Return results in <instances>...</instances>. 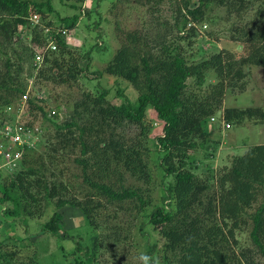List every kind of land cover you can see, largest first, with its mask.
Returning a JSON list of instances; mask_svg holds the SVG:
<instances>
[{"label":"trees","instance_id":"obj_1","mask_svg":"<svg viewBox=\"0 0 264 264\" xmlns=\"http://www.w3.org/2000/svg\"><path fill=\"white\" fill-rule=\"evenodd\" d=\"M117 1L128 4L130 0ZM60 2L72 12L59 13L52 0H0V36L6 45L28 31L33 45L47 46L37 62L30 49L27 71L30 77L34 74L35 83L77 81L85 55L74 57L67 40L86 14L94 12L97 19L90 24L100 25L98 10L108 0ZM132 3L145 13L141 28L124 30L119 21L115 23L123 40L103 70L92 71L99 88L74 101L73 110L61 122L56 121L58 111L48 116L42 106L26 98L27 85L21 78L25 58L14 63L0 50V118L5 119L3 111L15 108L25 97L29 112L40 111L44 122L53 127L44 138L45 149L73 156L79 169L69 188L54 179V171L48 176L45 165L33 167L28 160L30 149L16 171H2L7 173L0 179V220L25 227L27 240L29 221L40 219L52 207V214L39 224L37 232L62 239L65 229L59 210L65 206L76 209L89 226L88 242L82 246L74 239L67 257L79 251L84 264H99L96 259L101 252L116 263L119 247L132 245L127 236L122 240L118 236L127 229L132 232L138 215L143 218L138 229L148 238L152 264H156L157 243L146 226L163 239L162 264H264V144L232 156L216 172L205 165L203 174L197 173L200 164L213 158L219 143L213 136L224 125L230 128L264 121L263 107H232L221 112L226 92L236 88L243 92L250 68L264 69V0ZM86 4L91 9L81 14ZM220 10L225 13L221 18L231 21L229 40L243 48V55L220 49L197 59L190 51L198 36L197 26L220 20L215 16ZM32 16L40 17L37 24L30 23ZM100 46L96 43L93 48L103 51ZM210 70L214 77L207 75ZM99 78H111L112 85H101ZM219 112L220 127L214 123ZM30 122L27 126L34 128ZM153 124L160 130L155 135H151ZM198 150L201 157L196 155ZM49 158L54 163L55 157ZM150 159L162 191L160 203L155 205L148 191L135 184H150ZM120 214L129 219L124 226L115 227L113 218L122 217ZM244 231H248L249 246L238 239ZM109 238L116 242L107 241ZM37 261L31 245L0 230V264Z\"/></svg>","mask_w":264,"mask_h":264},{"label":"rangeland","instance_id":"obj_2","mask_svg":"<svg viewBox=\"0 0 264 264\" xmlns=\"http://www.w3.org/2000/svg\"><path fill=\"white\" fill-rule=\"evenodd\" d=\"M87 1L90 2L91 0ZM92 1L94 3L96 0ZM52 3L55 10L61 14H70L72 12L71 9L62 5L60 0H52ZM114 3L115 7L112 8ZM89 9H91V7L89 8L87 4L84 5L81 14L86 13ZM98 11L101 16V23L100 25H97L98 27L90 24L97 19L96 14L94 12L90 15L86 14L83 17V20L78 22L75 32H71L72 36L70 35V37H66L67 39L69 37V40L67 41L69 45H71L70 48L74 57L82 58L83 55H85L79 63V66L82 68V73L79 75L77 81L71 84L56 85L50 81H45L42 84H39L38 82H34L36 81L33 77L34 74L32 77L28 75L27 59L28 57H31L30 49L32 48L34 52V61L36 62L38 61L36 57H42V52L47 51V46L46 48H38L31 43V32L28 33V31H26L22 35L15 36L9 46L4 43L5 41H3L0 36V50H2L3 53L10 55L11 60L14 61V63H17V59L20 57L25 58L24 61H22V64H24L21 78H25L26 81V98H29L35 105L42 106L48 116H50L53 111H58L59 118L56 120L58 122H61L69 116L73 110L74 101L81 98L83 93H94L99 88L97 85V79L94 77L95 75L91 73L92 71L103 70L107 62L113 56L114 51L121 45L123 40L122 33L117 31L115 23L119 21L124 30L137 29L138 27L141 28L144 19L143 16H145L142 9L140 10L139 7L135 6L132 3V0H130L128 4H123L117 0H108V2L101 3ZM224 15V10H220L215 13L216 17H220V20L216 19V21L212 23L204 22L203 25L197 26L198 36L194 45L190 49L191 52L196 54L197 59L208 57L210 54L220 49H228L238 55H243V48L237 43L229 40L228 31L231 21L221 18L224 17ZM248 15L250 16L251 13ZM37 18V20L31 21L30 23L37 24L40 17ZM84 21L90 24V27L86 26L88 25L87 23L83 24ZM232 21H234V19ZM88 27L90 29H88ZM98 33L100 36H97ZM96 43L100 44V47H103V51L98 48H93V45ZM88 53H90L91 57H88ZM207 75L214 77L215 73L210 70L207 72ZM99 81L101 85L106 87L112 85L113 82L111 78L108 80H102L99 78ZM245 84L243 92H240L239 88H236L234 91L228 90L226 92L222 102L221 112L224 108L232 107L245 108L252 106L264 108V69L251 67L249 77L246 79ZM123 86L124 85H122V87ZM112 102L117 101H114L112 98ZM18 103L19 101L16 102V106ZM14 112L10 109L3 111V114L8 117ZM221 112L214 116V123H216V126L220 123L219 117ZM19 114L24 117L26 116V121L29 120L31 121L30 124L34 125L33 136H36V139H34V146L31 149L32 155L30 159H28L32 166L40 167L42 164L45 165L48 168V176H50L51 171H54V179H56L58 183L67 185L69 188L71 186L73 187L76 177L75 175L79 173L78 167L73 162V156H68L66 153L62 154V152L51 154L48 151V148L45 149L46 143H44V138L47 137L50 132H53V127L44 122L40 111L36 110L34 112H29V107L25 102L20 105ZM153 125L154 131L151 135L160 132V130H156L158 125ZM218 129L219 128L215 131L216 133ZM219 133L220 136L218 137V140L216 135ZM39 134L40 136L38 137ZM217 134L213 137L219 142L218 147L216 150H213L215 151L213 158L205 160L208 164H200V168L197 171L199 175L203 174L205 165H207L210 170H213V172L214 170L216 172L220 167L228 165L229 159L232 156L243 154L250 146L264 144V121L259 123L247 121L243 126L232 125L230 128H223V131L221 130V132H218ZM209 150H211V147H209ZM196 155L201 157L202 151L198 150ZM49 157H55V161H53L54 163L49 162ZM147 164L148 167L150 166L151 172L153 173L150 184L143 182H135V184H139L142 189L148 191L150 198H152V205H155L160 203L162 191L159 186L158 177L153 171V161L150 159ZM6 173L7 172L0 171V179L6 175ZM9 173L10 172H8V174ZM130 183H132V181ZM149 209H151V207L148 208V210ZM52 210V207H50L43 217L29 221L27 240L24 239V236L26 235L25 227L20 224L15 225L14 223L0 220V230H3L5 233H14V235L21 238L24 243L31 245L32 249L36 250V257L38 259L37 264H75L77 260L80 261V264H84L81 260L82 255L79 251H75L72 256L67 257L68 252L71 253L73 250L74 239L80 241L82 246H85L84 243L88 242V231L90 229L79 211L70 208L69 206H65L59 210V213L62 215L63 226L65 229V231L61 233L62 239L56 236H51L47 233L42 234L41 236L40 233L37 232L39 224L45 223V221L48 220L49 216L52 214ZM120 216L122 217L118 216L115 221L113 218L115 227L124 226L123 222L128 218L121 214ZM110 218L111 217L109 216V223H111ZM137 218L136 227L132 232L127 229L118 236L119 240H122L123 236H127V239H130L132 245H121L119 247L117 251L118 254L115 258L116 263L110 258L109 254L104 253L101 255L103 252H99L100 254L96 259L99 264H143L140 260V255L142 253L148 255V238L143 236L138 229L140 225L139 223L143 218L140 215H138ZM133 224L135 226V223ZM146 227L150 236L157 243L154 254L155 263L162 264V256L165 254L162 248L163 239L160 238L157 231L151 226ZM69 236L72 237L71 240H69ZM238 237L242 245H251L248 231L241 232L238 234ZM107 241L112 243L116 242L115 238L112 240L109 238ZM120 242L118 244H120Z\"/></svg>","mask_w":264,"mask_h":264},{"label":"built area","instance_id":"obj_3","mask_svg":"<svg viewBox=\"0 0 264 264\" xmlns=\"http://www.w3.org/2000/svg\"><path fill=\"white\" fill-rule=\"evenodd\" d=\"M33 20H37V16H32ZM67 34L62 33V35ZM52 50L55 49L53 43L48 44ZM37 60L40 57H36ZM26 103V98L24 97L15 108H7L6 110L12 109L14 113L10 114V119L5 117V119L0 118V171L12 172L18 167L19 162L34 146L36 139L33 136V129L27 126L26 116H21L19 114L20 105ZM4 116V114H2ZM1 116V117H2ZM212 120V119H211ZM225 128H229V125H224Z\"/></svg>","mask_w":264,"mask_h":264},{"label":"clouds","instance_id":"obj_4","mask_svg":"<svg viewBox=\"0 0 264 264\" xmlns=\"http://www.w3.org/2000/svg\"><path fill=\"white\" fill-rule=\"evenodd\" d=\"M140 260L143 262V264H152V258L149 257L147 254L142 253L140 255Z\"/></svg>","mask_w":264,"mask_h":264}]
</instances>
